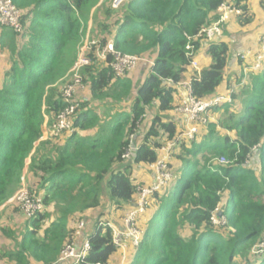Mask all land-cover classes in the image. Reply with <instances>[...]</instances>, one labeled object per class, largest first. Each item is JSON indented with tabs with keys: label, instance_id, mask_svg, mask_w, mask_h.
I'll use <instances>...</instances> for the list:
<instances>
[{
	"label": "trees",
	"instance_id": "trees-1",
	"mask_svg": "<svg viewBox=\"0 0 264 264\" xmlns=\"http://www.w3.org/2000/svg\"><path fill=\"white\" fill-rule=\"evenodd\" d=\"M10 1L23 21L18 33L0 24V208L27 169V188L42 200L43 211L28 217L14 204L0 211V233L15 246L0 251V262L56 264L67 246L88 240L90 251L80 264H111L118 249L111 222L99 213L107 200L112 210L128 208L137 191L135 167L157 162L161 133L175 137L178 123L160 114L179 106L169 81L184 79L191 62L188 37L215 23L225 3L242 9L240 25H249V0H129L120 9L112 7L114 0ZM93 10L92 39L103 46L113 41L118 52L153 60L154 66L140 65L148 75L136 86L130 73L116 77L94 59L82 70L88 93L81 96L74 131L41 141L45 117L52 126L65 109L54 87L76 63ZM208 53L212 64L192 85L197 100L215 97L227 83L229 46L211 42ZM240 96L241 112L231 105L214 108L221 112L219 121L200 125L195 141L181 146L180 169L151 197L147 230L130 264H264V67L251 74ZM155 103L158 114L134 158L125 162L130 136ZM221 157L229 165H220ZM217 209L225 226L213 224Z\"/></svg>",
	"mask_w": 264,
	"mask_h": 264
},
{
	"label": "built area",
	"instance_id": "built-area-1",
	"mask_svg": "<svg viewBox=\"0 0 264 264\" xmlns=\"http://www.w3.org/2000/svg\"><path fill=\"white\" fill-rule=\"evenodd\" d=\"M129 0H114L112 7L120 9ZM243 15L242 9H239L231 4L225 3L218 9V20L211 26L206 27L200 31L196 37H188V44L186 46L187 57L191 60L188 68L192 70V74L188 80H182L179 83L169 81L176 91H180L182 99L179 106L176 108L177 112L185 117L186 129L176 134L174 138H170L169 134L161 133L157 141L161 143L157 149L158 159L152 165L155 181L151 185H142L136 183L137 191L133 202L128 207L124 217V224L118 228L111 224H107L112 229L114 243L117 249L124 250L125 240L131 239L136 245L141 241L143 235L138 226V221L148 211L150 199L155 193H160L166 189L175 178L174 171L170 168L173 157L181 149L182 145L189 146L195 141L199 132L200 125H207L209 122V115L214 108L220 107L225 103H232L233 98L231 91L227 96H215L208 100H197L193 95V82L200 79L201 70L197 62L198 50L193 42L205 41L208 44L218 41L222 38L225 23L229 20L231 15ZM23 13L18 10L10 0H0V24L9 27L15 32L22 30ZM86 39L80 47L78 58L74 64L66 84L62 87L61 95L65 104L64 111L57 117L56 122L52 125L49 132V137L58 138L63 134L74 131V121L76 115L81 111V91H88L82 76V70L93 63L96 59L106 66H110L116 77H124L133 72L140 65L146 64L148 67L154 66L153 60L138 57L133 55H125L118 52L114 47V42L110 41L103 46L100 39H92L88 34ZM93 55V56H91ZM111 58V61L109 60ZM245 66V72L248 74L259 72L264 67V35L261 39V51L254 54L251 51L240 55ZM110 61V62H109ZM84 86L86 88H84ZM146 118V117H145ZM145 120L141 124L137 135L130 136L129 146L123 156L125 162L131 161L135 153L138 151L140 144V135L145 136L146 129ZM144 132V133H143ZM154 143V142H153ZM252 160V159H251ZM251 160L247 163L250 165ZM218 163L223 166L229 165V160L221 157ZM133 180V179H132ZM8 204L19 205L22 211L28 216L34 215L43 211V203L40 198L31 194L28 188L23 189L16 197ZM212 217L213 224L216 226H225L227 221L218 215L219 209L216 210ZM219 213V214H218ZM85 229V223L79 226V235ZM264 248V244L260 246ZM90 251V244L85 240L80 247L76 244L67 246L59 261L56 264H80L85 260Z\"/></svg>",
	"mask_w": 264,
	"mask_h": 264
},
{
	"label": "crops",
	"instance_id": "crops-1",
	"mask_svg": "<svg viewBox=\"0 0 264 264\" xmlns=\"http://www.w3.org/2000/svg\"><path fill=\"white\" fill-rule=\"evenodd\" d=\"M249 13L253 17V20L247 26L240 25L239 16L235 14L231 15L229 20L224 25L222 38L218 39V41H222L229 46L230 53H229L228 66L225 70V79L227 83L223 84L219 88L216 96H227L231 91H235L233 94H236L238 96L237 99H239L241 89L246 87V85H248L249 83V82L248 83L245 82V80L246 78L250 79L251 73L248 76V74L245 72L246 65L243 64L242 60L240 59V55L247 53L249 51H251L254 54L261 51V39L264 35V0H249ZM200 43L201 46L198 49L197 62L199 63V67L202 72L203 69L210 67V65L212 64V59L208 53V43L205 41H202ZM6 67H8V65H6ZM144 68L145 67L139 66L137 69H135L133 72L130 73V75L133 76L134 78V83L136 86H140L147 78L148 73L145 71L146 68L145 69ZM191 74H192V70L188 68L187 72L184 75L183 80H188ZM87 93L88 91L86 92V94ZM176 94H177V105H179L182 99V94L180 91H176ZM237 99L233 100L232 103H225L220 107L224 105L233 106V104L236 103ZM243 100H245V97H243ZM158 108H159L158 104L155 103L150 113L152 114L154 113L157 115ZM242 109L238 110V112H241ZM218 113L221 115V112ZM215 114L213 113L214 116L211 117H215ZM160 115H162L166 121H172L178 123L176 134H179L186 129L185 117L179 114L176 109L170 114L161 113ZM217 122L218 121L214 123ZM144 132L146 133V130H144ZM141 137L142 135L139 137V140H141ZM179 153L180 150L177 152L175 156H177ZM175 156L173 157L171 165H173V163L176 164V160H174ZM180 166L181 165L177 163V167H178L176 170L177 172L180 169ZM138 171H142L140 174L137 175V178L140 180V182L136 180V174L135 176L132 175V179L135 183L142 182L141 184L143 185H151L155 181V174L152 165H140L136 168L134 173L136 172L138 173ZM147 214H149L148 211L145 213V215ZM144 217H142V222ZM92 219L93 217H91L90 215L89 221H91ZM114 223L117 224V222ZM117 226L121 227V225L119 224ZM92 227H93L92 224L88 226V230L90 232ZM80 237H82V234L80 235ZM0 241H2V239H0ZM0 248H4L1 243H0ZM11 248L14 249L15 247H11Z\"/></svg>",
	"mask_w": 264,
	"mask_h": 264
},
{
	"label": "rangeland",
	"instance_id": "rangeland-1",
	"mask_svg": "<svg viewBox=\"0 0 264 264\" xmlns=\"http://www.w3.org/2000/svg\"><path fill=\"white\" fill-rule=\"evenodd\" d=\"M99 6H100V4H99ZM93 12H94V10L92 11V13H91V15L89 16V20H88V25H87V29H84V33H85V36H84V40L86 39L85 37L89 34L90 35V37L92 36V31H93V28H94V20H93V16H92V14H93ZM89 23H91V24H89ZM79 50H80V48H79ZM79 53V52H78ZM1 59V58H0ZM2 60V59H1ZM1 60H0V72L1 73H3L4 71H1V68L3 67V64L1 63ZM73 68V67H72ZM72 70V69H71ZM70 70V71H71ZM70 71H69V73L64 77V79L61 81V82H59V84L56 86V87H54V88H56L57 90H62V87H64L65 86V84H66V81H67V79H68V76H69V74H70ZM0 73V75L2 76V74ZM0 76V77H1ZM245 82H250V79L248 78H246V80H245ZM244 85V84H243ZM247 86V85H246ZM84 88H86L85 86H84ZM82 93H81V96L82 95H84V94H86V92H87V90H86V92H84V91H81ZM233 92H235V91H233ZM239 93V92H238ZM243 101V97H241V96H239V99H237V101H236V103L235 104H233V106H232V110H234V111H238V110H241L242 108H243V105H242V102ZM82 107V106H81ZM92 107H93V105H92ZM95 109H97V110H99V108H98V106L95 108ZM114 111V110H113ZM115 112L116 111H114V114H115ZM104 114H106V115H108L109 114V112H108V110H105V112H104ZM215 114V113H214ZM211 116H214L213 115V111H212V113H210V115H209V122H216V121H219V119L221 118V116L222 115H220L219 113L218 114H215V117H211ZM154 117H156V114H152V113H150V112H148V114L146 115V118H145V126H146V132L148 131V129L151 127V125H152V123H153V120H154ZM108 119H109V117H108ZM52 126H50V124H49V120H48V117H45V122L43 123V126H42V131H43V137H42V139H41V141H45V140H49V139H51V137H49V132L51 131V128ZM63 135H65V134H63ZM62 135V136H63ZM62 136H60V137H58L57 139H60ZM141 136V135H140ZM144 140V135L142 134V137H141V142ZM157 141V140H156ZM153 142H155V141H152V143ZM36 146H38V144H36ZM190 146V145H189ZM176 157L177 156H175V159L174 160H176V164H174L173 163V165H171L170 166V168L174 171V174H176V170H177V159H176ZM30 163V158L27 160V165ZM136 168L137 167H135V169H134V171H133V173L135 172V170H136ZM25 173H24V175H23V177H22V182H21V185L17 188V190L15 191V193L11 196V198L0 208V211H2L6 206H7V204L8 203H10L11 201H12V199L14 198V197H16L17 195H18V193L20 192V191H22L23 189H25V188H27V177L29 176L28 175V171H27V169H25V171H24ZM142 171H138V173L136 172V173H134L133 174V176H135V174H136V180L138 181V182H140V180L137 178V175L138 174H140ZM142 183V182H141ZM143 185V184H142ZM29 189V188H28ZM127 210H128V208H124L122 211H115V210H112V208H111V205H110V203H109V201L107 200V201H105L104 202V208H103V211L102 212H100L99 213V215L100 214H102L103 213V220H105V221H109V222H111V223H109V224H113V226H117L118 224H115L114 222H117V223H120L119 225H121V227L123 226V224H124V217H125V214H126V212H127ZM105 212V213H104ZM149 213H151V212H149ZM153 214V213H152ZM149 217L150 216H145L144 218H143V222H142V220H141V222L140 221H138V226H139V228L141 229V231H142V233H143V235H144V233H145V230H147V228L144 226L143 227V225L145 224V223H148V219H149ZM107 219H109V220H107ZM112 221H114V222H112ZM0 222L2 223V221H1V219H0ZM115 224V225H114ZM21 222L19 223V224H15L14 225V227L13 228H15V230H16V233H17V227H21ZM147 226V225H146ZM118 228L120 227V226H117ZM142 235V236H143ZM141 236V240H142V237ZM0 239H2V241H0V243L2 244V246L4 247V248H0V251H9V250H12V248L11 247H15L14 246V244H13V242L11 241V240H9L6 236H4V235H2V233H0ZM139 245V244H138ZM138 245H136L135 243H134V241L133 240H131V239H127V240H125V243H124V250H122V249H119L118 250V253H117V255L115 256V258H114V260H113V262L111 263V264H130L131 262H132V259H133V254L135 253V248H137L138 247ZM6 249H8V250H6ZM0 256H1V252H0ZM0 264H5L4 263V260H2L1 262H0Z\"/></svg>",
	"mask_w": 264,
	"mask_h": 264
}]
</instances>
